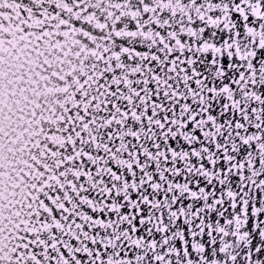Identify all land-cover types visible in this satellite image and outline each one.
<instances>
[{"label":"snow or ice","instance_id":"1","mask_svg":"<svg viewBox=\"0 0 264 264\" xmlns=\"http://www.w3.org/2000/svg\"><path fill=\"white\" fill-rule=\"evenodd\" d=\"M0 264H264V0H0Z\"/></svg>","mask_w":264,"mask_h":264}]
</instances>
